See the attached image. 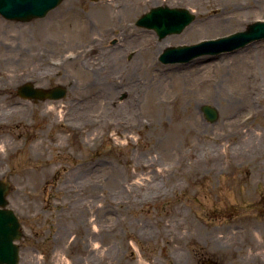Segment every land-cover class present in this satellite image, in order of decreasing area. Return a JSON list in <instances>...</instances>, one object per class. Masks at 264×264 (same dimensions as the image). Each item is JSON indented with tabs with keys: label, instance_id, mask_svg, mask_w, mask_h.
Masks as SVG:
<instances>
[{
	"label": "rangeland",
	"instance_id": "rangeland-1",
	"mask_svg": "<svg viewBox=\"0 0 264 264\" xmlns=\"http://www.w3.org/2000/svg\"><path fill=\"white\" fill-rule=\"evenodd\" d=\"M221 1L65 0L45 18L28 23L0 15V40L13 39L10 49L0 46V75L34 72L40 65L33 56L37 52L49 58L45 64L55 67L42 82L28 81L68 87L64 99L50 102L54 113L64 111L65 120L76 127L63 120L45 130L52 145L44 152L29 148L30 163L20 151L0 158V179L11 185L9 208L24 231L19 264H97L105 255L106 264H227L233 261L234 245L250 243L253 218L264 212V116L255 115L244 126L226 118L264 110V101L241 96L239 81L244 60L264 73V40L184 64L159 60L167 47L228 36L264 21V0H237L239 17L216 23L209 12L232 0ZM166 5L188 9L195 20L171 34L188 42L167 45L153 56L144 32H152L156 43L162 39L135 22L151 8ZM151 59L153 72L147 68ZM222 61L220 72L215 64ZM212 75L224 80L216 96L207 98L203 82ZM90 93L94 101L88 107H73ZM260 93L264 97V89ZM11 95L20 99L15 89L6 94ZM158 96L169 103L158 106ZM128 102L137 103L141 118L130 129L121 114ZM6 104L0 95V115ZM204 105L218 111L216 121L207 120ZM29 106L39 112L51 107L42 100ZM82 116L89 124L83 126ZM28 123V138L34 140L45 125L37 119ZM240 127L246 137L236 136ZM16 130V125L9 130V139L22 147L28 135L18 139ZM240 146L263 156L234 155ZM36 160L41 168L25 171Z\"/></svg>",
	"mask_w": 264,
	"mask_h": 264
},
{
	"label": "bare ground",
	"instance_id": "bare-ground-1",
	"mask_svg": "<svg viewBox=\"0 0 264 264\" xmlns=\"http://www.w3.org/2000/svg\"><path fill=\"white\" fill-rule=\"evenodd\" d=\"M211 1V0H210ZM215 4H221L222 1L221 0H212ZM235 1L237 0H232L229 2V5L226 6V8L224 9H216V10H211L208 14V16L210 18H215L217 20L216 23H219L220 21L218 20H235L237 19L238 16V8L235 7ZM239 3V2H237ZM156 5H159L160 3L156 2L154 3ZM229 7H231V9H228ZM207 16V17H208ZM114 17V16H113ZM188 29H191V27H189ZM146 33L145 35V42L146 43H150L148 50V53L154 55H158L162 49L164 47H166L167 45L173 44V43H178V44H182L185 42H188L189 39H184V36H166L165 38H163L159 43H156L153 40V33L152 32H144ZM13 43V39L12 38H3L2 40H0V46L4 47V50L6 49H10V47H8L7 45L11 46ZM49 43V42H48ZM7 46V47H6ZM19 49H22L21 43L18 44ZM39 50V49H38ZM37 50V51H38ZM40 52L35 53L33 56L37 57L40 65L38 68H35L37 70L30 71L29 73H25L23 70L18 69L15 72H11V73H1L4 75H0V95H4L5 92L7 90L13 89L15 86H17L19 83L24 82L30 78H32L33 80H35L38 83H41L43 78H45L47 76V74L50 73V70H52L54 67L50 64H45L47 62H49V58H45L39 55ZM22 55L18 54V57L20 58ZM75 60H77L79 58V56H75L74 57ZM13 60V59H11ZM42 62V64H41ZM249 62L250 61L249 59ZM223 61L221 63H216L215 67L216 68H220V72H222V69H224V65ZM195 65V63H194ZM193 65V66H194ZM240 65V63L238 64V66ZM246 67V69L244 70V72L241 70V72L239 73L241 75V79H239L240 81V87L242 89V94L241 96L245 99H252V98H257L260 101H264V97L263 95L260 93V91L262 89H264V73L262 75H260L259 73H257L253 67H251V64H248L247 61H242L241 66ZM264 65V64H263ZM148 70H150L151 72L154 71V63H153V59L150 60L149 65L147 66ZM58 69V68H57ZM239 75V76H240ZM222 77V78H221ZM220 78L217 76H211L210 78H206L205 81L203 82V87H205V92H206V97L207 98H213L215 95V92L217 91V87H220V84L223 82V76H221ZM31 80V79H30ZM112 83H115V79H113ZM113 87V86H112ZM109 90V89H107ZM159 93V92H157ZM219 96V95H218ZM89 98V99H88ZM94 101L92 99V93H90V95L87 96V98L81 100L80 102H75L73 104V107H80V108H86L88 107L90 104L89 102ZM157 105L159 106L160 104H165V103H169V98L167 97H159L156 100ZM48 103L51 105V107H47V109H45V111L43 112H39L37 111V109L35 107H31L29 106L26 102L20 101L17 103H10L7 104L6 106H4V109L2 110V113L0 115V136L3 137V139H0V143H2L1 148H0V158L4 159V155L9 154L10 150H12V152L16 153L18 151H20V156L23 157V159L25 161H27L28 163L32 162V157L30 155L29 152V148L32 150L34 147L36 148H40V149H44L42 150L43 152L46 150L45 148H49L52 144L50 143V141L47 139L46 136V131L48 129L54 128L56 126H61L62 121L64 120L63 123H65V125L68 127H75V122L72 120H65V116H64V111H62L59 114L54 113V103L48 101ZM104 105V102L101 103V106ZM137 103L135 102H128V105H125L123 107V110L121 111V114L126 116V123H127V129L130 128H134L138 125L141 124V118L138 115L137 112ZM253 112V111H252ZM261 114L264 116V110L261 111H256L253 114H248L245 115L244 118L242 119V117L239 115V113L234 114L231 117H227L226 120L228 121H233L235 119H239V125L241 126V124H243V126L245 125L247 119H251L253 118L255 115ZM34 121V119H37L41 122H43V124L45 125L44 128L38 132L34 133V136L39 135L38 137H35L33 140V137L31 136L30 138H28L30 135L28 133V127L27 125H29V120ZM82 124L83 126L89 124V121L86 117L82 116ZM48 121V124L46 125ZM71 122V123H68ZM114 122V120H113ZM112 122V123H113ZM249 122V121H248ZM109 126L111 125V122L108 121ZM115 123V122H114ZM121 123H118V128H121L122 126L120 125ZM200 124V123H199ZM17 126V130L15 131L14 135L16 138L21 139L23 138L25 135L26 136L23 141V146L20 147L19 144L12 138V140L9 139V130H12V128L14 126ZM19 126L24 127L22 130L18 129ZM83 129V127H81ZM201 128L204 130V132H206L205 130V126L201 125ZM208 129V127H207ZM236 136H242V137H246L247 135L244 133V128L240 127L238 132L236 133ZM253 136V135H252ZM29 140V141H28ZM34 141V143H33ZM247 142L250 141H246L245 144L243 145H247ZM31 143L30 146H28ZM33 145V146H32ZM255 151L254 148H249L247 147L246 150V146L243 149L241 146L238 149H235L234 151V155H238V156H243L246 158H257V156L262 157L263 153L261 152H257ZM192 155L194 154V150L191 152ZM25 156V157H24ZM22 159V160H23ZM195 163H199L198 160L194 161ZM25 167V171L27 170L30 171L29 173L32 174V172L34 171H38V169L41 168V165L37 163V160L30 164L28 166ZM34 170V171H31ZM145 178H150L153 179V182L155 183V178L154 176H147ZM157 184V183H156ZM155 190V188L150 189L149 191ZM106 260V255L105 257L102 256V262H98L97 264H106L105 262ZM58 264H60L57 261Z\"/></svg>",
	"mask_w": 264,
	"mask_h": 264
},
{
	"label": "water",
	"instance_id": "water-1",
	"mask_svg": "<svg viewBox=\"0 0 264 264\" xmlns=\"http://www.w3.org/2000/svg\"><path fill=\"white\" fill-rule=\"evenodd\" d=\"M64 0H0V15L8 20L29 22L45 17L51 10L57 8ZM195 19V15L185 8L157 7L144 14L137 22L139 26L154 29L160 38L169 34L181 33ZM264 40V21L249 24L245 30L217 39L204 40L193 45L168 47L160 55L164 64L187 63L202 55H217L223 52H233L255 41ZM23 97L35 99H61L66 95L62 86L50 90L34 88L31 84L20 87ZM202 111L206 118L214 122L218 111L204 105ZM10 184L0 180V264H19L20 248L18 240L23 235L21 222L15 212L8 207L7 196ZM205 264H216L208 261Z\"/></svg>",
	"mask_w": 264,
	"mask_h": 264
},
{
	"label": "flooded vegetation",
	"instance_id": "flooded-vegetation-1",
	"mask_svg": "<svg viewBox=\"0 0 264 264\" xmlns=\"http://www.w3.org/2000/svg\"><path fill=\"white\" fill-rule=\"evenodd\" d=\"M122 42L124 44L123 40ZM112 44L113 45L117 44V41H114ZM26 82L29 81L26 80L24 82H21L13 88L16 90L17 96L20 97V99L12 100V95L10 97L9 96L7 97L6 94L8 95L9 91L12 92V89H10L7 90L4 95H2L4 102L10 104V103H17L23 101L26 102L28 105L29 103H33L34 100L32 97L23 98L19 92L20 86ZM51 87L54 86H50L47 88H51ZM258 215H262V216L259 217ZM232 250L234 252L233 261L229 260L227 261V264H264V212L255 214V217L253 218V222L251 223V227H250V243L234 245L232 247ZM215 262L217 264H223L218 261Z\"/></svg>",
	"mask_w": 264,
	"mask_h": 264
}]
</instances>
